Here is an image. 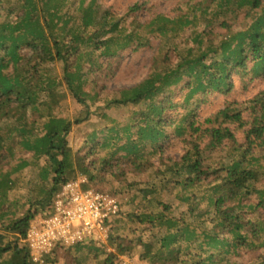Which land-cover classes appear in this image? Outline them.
Segmentation results:
<instances>
[{"label":"trees","instance_id":"1","mask_svg":"<svg viewBox=\"0 0 264 264\" xmlns=\"http://www.w3.org/2000/svg\"><path fill=\"white\" fill-rule=\"evenodd\" d=\"M16 8L12 17L0 21V264H34L23 241L29 222L50 208L72 173L90 182L110 173L127 182L125 167L150 177L138 192L142 204L153 206L143 214H125L136 222L135 241L111 227L108 244L114 251L98 252L101 244L90 238L58 247L62 253L87 245L96 264H113L135 242L144 244L148 232L139 257L151 264H264V90L245 101H227L206 116L191 112L177 126L185 131L179 157H163L159 142L171 124L164 113L173 106L171 87L188 88L190 94L224 92L233 86L234 75L264 76V0H198L187 13L154 15L147 31L165 38L168 22L189 27L199 19L204 26L193 36L195 45L174 55L170 52L177 47L170 45L154 58L144 78L93 109L89 101H96L98 93L92 96L84 88L89 72L100 69L99 58L116 55L119 47L147 45V38L134 44L142 41L135 35L140 25L118 34L119 18L109 16L96 0H17ZM136 9L138 4L129 8ZM241 10L251 12L250 21L231 30L229 18ZM212 25L227 32L215 33ZM106 31L111 35L104 36ZM64 90L73 110L60 116ZM129 104L139 109L123 125L94 129L73 150L72 125L104 108ZM99 148L107 152L90 158ZM16 149L27 156L5 168ZM16 184L26 189L22 209L17 199L8 198ZM203 185L209 189L210 210L195 214L199 199L194 190ZM150 194H155L152 201ZM175 201L186 202V209L173 210ZM121 214L120 208L112 221L120 222ZM231 252L241 259L229 261Z\"/></svg>","mask_w":264,"mask_h":264},{"label":"rangeland","instance_id":"2","mask_svg":"<svg viewBox=\"0 0 264 264\" xmlns=\"http://www.w3.org/2000/svg\"><path fill=\"white\" fill-rule=\"evenodd\" d=\"M197 1L198 0H96L102 10H109V16L119 18V24L116 28L118 34L129 32V30L131 31L135 29V24H139L140 27L135 31V35L140 36L142 41H138L137 39L134 41V44H136V42H143L145 38L149 39V43L147 45H140L137 49H133L134 46L130 45L122 49L119 47L116 50V46H113V48L118 51L116 55L108 58H99L102 66L100 69L89 72L87 81L84 84V88L90 92V95L94 96V93H98V99L96 101H89L92 109L96 104H101L104 100L117 96L120 88H128L144 78L151 70L150 66L153 63L154 58H158L159 55L161 56L170 45H175L177 47L174 50L172 49V52H170L171 55L187 48L186 46L195 45L193 36H195L196 33H199L204 26L199 19H195L193 24L189 27H180L179 23L176 21L166 23V34L168 39L164 37L165 35L159 33H148L146 24L149 19L156 14L171 18L179 12H182L183 14L187 13L189 5ZM133 4H138V9L131 11L129 8L133 6ZM16 7L17 0H1L0 21L5 18L12 17L16 12ZM250 13L251 12L248 13L247 11L241 10L234 15L233 19L229 18L231 30L237 31V29H239V27L245 22H249L250 17L248 14ZM213 26L214 25H212V29L215 33L225 34L227 32L225 27L218 25ZM110 27V25H107L105 30H110ZM110 35L111 34L106 31L104 36ZM113 38L116 39V37ZM232 80L233 86L229 91L224 92L214 90L208 91L207 93L197 92L190 94L188 88L176 89L177 87H171L170 103L173 106L167 108L164 112L166 114V118L169 119L171 124L164 128L165 136L159 141L162 144L163 157L168 156L174 158L179 157L183 153L184 143L182 141V137L185 134V131L183 130L179 132L177 126L184 123L187 116L190 117L189 114H191V112L198 117L206 116L210 112L221 107L227 101H245L260 90H264V76L258 77L250 72L244 76V78H240L239 75H234ZM62 100L63 108L58 114L60 116L71 115L73 105L65 90L62 94ZM138 109L139 106H132L131 104L127 107L115 106L112 109L104 108L102 114H92L86 121L77 125H72L69 136V143L71 147L73 150L80 148L83 140L94 129L99 131L101 128L105 130L108 126L123 125L132 113L131 111H137ZM57 111L56 107L55 112ZM100 133L102 134V132ZM106 152V148H99L98 153H96V155H92L90 158H97ZM24 156L27 155L23 154L22 149L17 150L15 158L11 161V163L5 165V168L14 166L17 160H19L20 157L23 158ZM125 170L127 182L122 180L119 181L115 176H113V174L111 175L110 173H107L104 177L97 178L91 182L84 175L72 173L68 180L83 178L84 186L105 191L114 195L120 202L122 214L120 217L118 216V218H122V220L120 219L121 221L118 223L111 220V227H118L120 233L135 241L136 234L132 230L136 227V222L125 219V214L135 210H140L141 214L148 212L151 206H153L151 201L153 195L155 194H150V205H146L145 202L142 204L139 199L138 188L144 186L145 180H149L150 177L136 175L133 171H131V168L128 169V167H125ZM113 172H117L116 168L113 169ZM129 182L132 184H129ZM208 193L209 189L204 185L194 190V194L199 199V207L197 208L195 214L200 212L205 213L210 210L206 197ZM25 194L26 189L21 184H16L8 192V198L17 199V204L22 209L26 206L24 204L26 202ZM131 197L134 198L132 199ZM186 205V202L175 201L172 205V209L176 211H183L186 209ZM43 211L45 210L43 209ZM38 213H42V211H38L36 214ZM252 214L253 213L250 215ZM195 217L197 216L194 215L192 217H187V219L193 220ZM111 231L112 230H110L109 234ZM149 238L150 236L148 232L143 234L142 240L144 244L141 245L135 242L127 253L117 255L113 264H151L139 257L143 251L144 245L149 242ZM108 239L109 235L105 243L96 241L97 244H101L103 246H97L98 252L100 248L105 252L114 251V249L108 244ZM62 249L63 248L60 250L55 249V255L52 257L50 256L48 261L44 264H96L92 258L93 251H89L87 245L78 249L71 248L70 254L64 252L62 253ZM230 255V258L228 259L229 261L241 259L236 256L235 252H231ZM243 255L248 256V253L240 256ZM99 256L103 257V254ZM34 264H37V262Z\"/></svg>","mask_w":264,"mask_h":264},{"label":"built area","instance_id":"3","mask_svg":"<svg viewBox=\"0 0 264 264\" xmlns=\"http://www.w3.org/2000/svg\"><path fill=\"white\" fill-rule=\"evenodd\" d=\"M83 183V178L67 180L50 208L30 220L23 241L32 262L58 247L90 238L106 242L111 220L120 210L118 199L105 191L84 187Z\"/></svg>","mask_w":264,"mask_h":264}]
</instances>
